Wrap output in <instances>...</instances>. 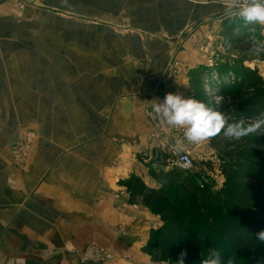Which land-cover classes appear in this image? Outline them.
Returning a JSON list of instances; mask_svg holds the SVG:
<instances>
[{"label":"crops","instance_id":"obj_1","mask_svg":"<svg viewBox=\"0 0 264 264\" xmlns=\"http://www.w3.org/2000/svg\"><path fill=\"white\" fill-rule=\"evenodd\" d=\"M154 1L0 0V264H77L63 251L65 243L76 251L93 245L104 248L113 256L109 264H149L143 252L158 224L144 206L129 203L122 184L139 180L150 189L160 186L148 173L152 161L141 164L140 160L148 152H157L146 141L153 123L162 136L173 135L152 111L153 100L163 101L161 95L169 85L131 82L138 65L123 60L139 58L136 45L132 47L135 42L175 44L177 36L155 40L138 32L117 36L130 46L114 52L116 58L110 62L105 51L97 52L105 67H98L101 85L96 93L95 84H85L72 70L63 69L61 57L72 60L73 56L67 50L60 52L58 42L60 37L63 44L72 45L73 28L79 23L75 19H89L91 10H99L101 29L113 30L134 26L132 15L139 10L138 3ZM158 1L162 11L171 14L173 34H179L186 26L187 1ZM76 25L87 27L81 22ZM58 26L66 32L55 37L53 49L37 50V28ZM101 35L105 42V34ZM188 57L190 72L195 69L192 64L202 60ZM209 68L205 72L229 73ZM187 89L182 92L175 87V93L197 98ZM29 131L34 140L26 162L16 166L12 146Z\"/></svg>","mask_w":264,"mask_h":264},{"label":"rangeland","instance_id":"obj_2","mask_svg":"<svg viewBox=\"0 0 264 264\" xmlns=\"http://www.w3.org/2000/svg\"><path fill=\"white\" fill-rule=\"evenodd\" d=\"M186 1V26L180 30L179 34L178 32L173 34L174 31L170 27L171 14L162 11L163 6L159 4L158 0H155L151 5H142L141 3H138L137 10H139L132 15L135 22L133 24L134 26H122V28L113 29L115 31L108 27L101 29L102 27H99L98 25V17L100 15L99 10H91L89 19H75V21H78L79 23H75L73 28L75 40L72 45L69 44V42L67 45L63 44L62 42L64 40L60 41L59 36L63 37L62 33L66 32L61 26H58L57 28H37V50H42L44 53L49 52L53 49L52 42L56 39L55 37H59V51L66 53L67 50L68 52H71V55L73 56L72 60H69L71 59L70 57H61L59 62H62V65H64L63 69L66 68L67 71L72 70L70 72H73L75 78L79 77V80L81 82L85 81V84H88V81L90 84H95L96 93L97 88L101 85L97 80V74L99 72L98 67H105V64L103 63L105 60L102 59L103 57L99 58L97 52L105 51V54L109 57L106 61L110 62L111 59L115 60L116 58L113 56L114 52L123 51L126 46H130V44L120 41L117 36L129 34L130 32H138L137 34H142V37H145V34L150 35V37H146V39L149 38L155 40L162 36L167 37L176 35L178 41L175 44H162L161 42L153 41L152 43L149 42L147 44L141 43V41L132 44L133 48L136 45L139 52V58L134 59L133 61L130 59L123 60L129 65H138V70L131 76V82L137 85L145 83L149 84L152 82V84L157 87L166 86L168 84L169 87H167L164 94L170 92L175 94V87L179 88V90L181 89L183 92L186 91L189 86V89L187 90H191V94L197 97L195 99L203 101L215 108L218 98L216 87L221 86L222 82L227 83L228 80L232 79L233 74L231 71L242 69L251 71L256 70L258 75L264 79V59L253 56L249 51H246V49L240 51V48H248V45L246 44L230 43V47L228 46L229 42L226 43L227 41L231 42L234 39H248V31L243 27L242 20L237 17L225 15L222 4L214 1L206 2L204 0ZM131 7L134 6L132 5ZM122 8L123 10H126L125 1L122 3ZM107 13L110 14L112 12ZM74 17L77 16L75 15ZM121 17L125 19L124 15ZM80 22L87 25V27L89 25V28L87 29V27L76 25L80 24ZM256 28V35L259 36L261 29L258 25ZM236 29H239V32H237ZM100 34H102L101 36L105 34V42L101 40L102 37L99 38ZM87 51L90 53L89 56L86 55ZM143 53H145V57ZM162 55L165 59L158 58ZM193 55L198 56V61H202H199L196 65L192 64L196 70L194 69L189 72L186 67L189 66L188 62H191L192 60L190 61V57L187 58V56ZM119 61H122V59L120 58ZM193 61L195 60L193 59ZM209 62L210 64H213V67L228 69L229 73L226 76H220L219 71L217 74L214 71H208V73L205 72L210 69L208 67ZM104 72L106 73L107 70H102V73ZM124 79L125 76H122L121 81L123 82ZM165 95H161L162 99H164ZM153 125L151 135L149 138H146V141L153 144L155 148L158 149L157 152H154L153 154L148 152L147 155L145 154L144 158L142 156L140 160L141 164H147L148 161H153L157 156L158 150L165 153L164 146L167 147L168 144L172 143L174 137L182 135L181 132L171 128L173 135L167 134L168 136H162L161 132H156L155 126H158V124L153 123ZM33 134L32 131H29V133H25L22 137H19L13 144L11 154L14 165L21 166L26 162L27 151L34 140ZM206 143L207 142L187 146L194 162V168L191 170L190 175L184 176L193 177L196 184L202 185L207 189L211 196V202L216 204L219 200L217 192L222 186L224 179L219 171L220 163L210 158L212 151L209 150ZM154 169L158 171L157 166L152 163L148 173L151 172L150 170ZM170 169L171 168H169V170ZM130 183L126 181L122 184V190L127 198V194H129V203L134 202L138 205L144 206V209L151 214L152 222H154L155 225L158 224L157 228L161 226L163 227L165 223H169L172 225H178L182 228L177 229L178 235L180 234L179 230L184 232L183 230L185 228L188 231L189 237L180 236L182 242H179L178 245H158L154 250H145L143 253L149 257V264H178L176 258L181 255L182 252L186 253V256L189 257L197 254L193 249V245L197 241H193V237L195 236L194 231L188 229L186 221L181 219V217L180 219H172L173 217H168L169 214L176 215L178 208L173 206L166 207L167 203H164V201L160 199L154 200L150 205H146V207L139 199H136V197L131 199L130 192L135 189L141 190V186L138 184L137 186H134V182H132V184ZM155 183L159 184L157 181ZM116 198H118V196H116ZM181 202L182 201L179 198L178 205ZM150 236L151 234H149L146 246L149 244ZM69 245L70 243H65L63 251L74 257L77 264H109L113 260L111 252L104 248L93 245L85 250L76 251L71 247L69 248ZM89 248L94 250V257L85 260L83 259L84 254ZM99 261L102 262L96 263ZM245 263V261H242L241 263L236 264ZM198 264H200V260Z\"/></svg>","mask_w":264,"mask_h":264},{"label":"trees","instance_id":"obj_3","mask_svg":"<svg viewBox=\"0 0 264 264\" xmlns=\"http://www.w3.org/2000/svg\"><path fill=\"white\" fill-rule=\"evenodd\" d=\"M227 42L246 44L248 48H240V51H249L247 38ZM231 73V80L216 87L220 103L215 109L230 114L234 120L247 121L264 111V79L256 70H232ZM207 143L212 151L210 158L220 163L219 171L224 179L217 192L219 200L216 204L211 202L207 189L196 184L193 177L184 176L191 172L175 168L165 170L169 156L162 151L152 161L158 171L150 170L151 178L160 188L150 189L134 180V186L140 185L141 190L130 192L131 199L136 197L145 206L160 199L167 203L166 207L178 208L176 215L169 214L168 217H181L188 229L194 231L193 241L197 240L193 245L197 254L185 255L184 264H198L210 248L220 251L224 264L242 261L264 264V243L255 239V234L264 230V135L257 133L237 141L228 140L221 134ZM179 198L182 202L178 205ZM178 228L182 229L165 223L152 230L145 250H154L158 245H178L182 242L180 236L189 237L185 228L184 232L179 230L178 235ZM180 259L181 255L176 258L177 263Z\"/></svg>","mask_w":264,"mask_h":264},{"label":"clouds","instance_id":"obj_4","mask_svg":"<svg viewBox=\"0 0 264 264\" xmlns=\"http://www.w3.org/2000/svg\"><path fill=\"white\" fill-rule=\"evenodd\" d=\"M67 4L68 0H61ZM226 16L237 17L243 21V27L248 31L249 51L253 56H264V0H219ZM259 26L260 35H256V26ZM239 32V29H236ZM228 43V42H226ZM230 47V43L228 45ZM217 104L220 98H217ZM152 111L157 118L167 126L181 132L174 137L170 144L173 154L179 155L187 151L188 145L209 142L213 138L223 135L228 140H240L259 133L264 135V111L248 118L234 120L225 112L217 111L209 104L198 99L185 98L179 93H167L163 101L153 100ZM259 243H264V230L255 234ZM181 253L178 264H184ZM94 257V250L89 248L83 259ZM200 264H224L222 255L217 249H209L200 258Z\"/></svg>","mask_w":264,"mask_h":264},{"label":"built area","instance_id":"obj_5","mask_svg":"<svg viewBox=\"0 0 264 264\" xmlns=\"http://www.w3.org/2000/svg\"><path fill=\"white\" fill-rule=\"evenodd\" d=\"M204 1H206V2L214 1V2L221 4L219 2V0H204ZM208 67L213 68V64H210V62H209ZM170 144H168L167 147L164 146L165 150L163 149L165 151V153L169 156L168 167L171 169L175 168L181 172H191V170H193V168H194V163H193V160L191 158V153H190L189 148H187V151H185L184 153H181L179 155H175L170 150ZM190 149H191V146H190ZM100 262H102V261H99L96 263H100Z\"/></svg>","mask_w":264,"mask_h":264}]
</instances>
